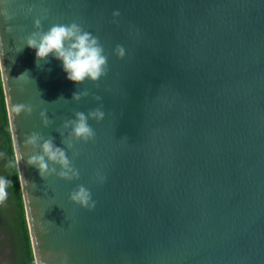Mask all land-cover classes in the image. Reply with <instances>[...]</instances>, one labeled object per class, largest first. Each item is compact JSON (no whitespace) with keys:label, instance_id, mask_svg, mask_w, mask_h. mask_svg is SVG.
Listing matches in <instances>:
<instances>
[{"label":"water","instance_id":"obj_1","mask_svg":"<svg viewBox=\"0 0 264 264\" xmlns=\"http://www.w3.org/2000/svg\"><path fill=\"white\" fill-rule=\"evenodd\" d=\"M42 16L98 37L107 76L78 85L51 54L37 62L26 37ZM0 41L35 264H264V0H0ZM101 104L95 142L71 141L64 122ZM33 132L79 177L44 180ZM80 185L94 209L70 200Z\"/></svg>","mask_w":264,"mask_h":264},{"label":"clouds","instance_id":"obj_2","mask_svg":"<svg viewBox=\"0 0 264 264\" xmlns=\"http://www.w3.org/2000/svg\"><path fill=\"white\" fill-rule=\"evenodd\" d=\"M32 11L33 9H28L29 13ZM4 15L8 19H11L7 11L4 12ZM113 15L118 17L120 13L116 11ZM42 19H46V17L42 16L35 19L34 25L36 31H33L26 37V45L36 51L37 62L46 61L51 54L55 59L62 61L63 70L67 73V78L78 85L86 80L96 83L101 78L107 76L109 71L108 55L105 54V49L98 37L86 31L77 22L70 24L54 23L45 31L42 27ZM7 31L11 32L12 28L9 27ZM115 54L121 59L124 58V47L117 45ZM24 75L25 73L20 77ZM89 95L90 93L87 90L76 91L72 95V100L79 102L83 97ZM94 99L97 102L102 100L100 96H95ZM14 111L30 116L32 115L33 108L28 104H19L14 106ZM40 116L45 127L53 123L48 118L46 112H41ZM104 118L105 112L101 104L100 107L90 110L87 114L79 111L76 112L74 119L64 122L63 129H70L68 137L71 141L95 142L96 133L90 126L89 120H95L99 123ZM61 135H64V133L62 132ZM24 144L32 145L35 149H39V152L27 159V163L30 166L36 167L44 180L53 175L66 180L79 177V171L73 167L66 150L58 147L54 143L53 138H45L39 133L33 132L27 136ZM67 147L72 148L73 144L69 142ZM57 167H59V171H57ZM103 180L104 177L101 176V182ZM6 186L7 181L0 178V202L6 199ZM70 200L89 210L95 208V202L92 200L90 190L83 185L78 186L77 189L70 193Z\"/></svg>","mask_w":264,"mask_h":264},{"label":"flooded vegetation","instance_id":"obj_3","mask_svg":"<svg viewBox=\"0 0 264 264\" xmlns=\"http://www.w3.org/2000/svg\"><path fill=\"white\" fill-rule=\"evenodd\" d=\"M5 117H7V122L11 133L5 91L0 68V178L7 181V196L6 199L0 202V264H29L30 253L27 256V254L23 250L24 226L20 217V198L17 197L16 184L14 183V180H12L8 169V160L9 155L11 156V154L6 148L8 143L6 142L7 132L4 126ZM12 147L14 148L13 140ZM19 189L23 203V210H25L20 180ZM30 246L31 252L33 254L31 240ZM32 257L34 260V255H32Z\"/></svg>","mask_w":264,"mask_h":264},{"label":"trees","instance_id":"obj_4","mask_svg":"<svg viewBox=\"0 0 264 264\" xmlns=\"http://www.w3.org/2000/svg\"><path fill=\"white\" fill-rule=\"evenodd\" d=\"M5 123V129H6V142L8 143L7 145V150L8 152L11 154V156L9 155V160H8V169H9V173L12 177V180H14V183L16 184V194L17 197L20 198V217L22 220V224L24 226V237H23V250L25 251V253L29 254V264H35L33 257H32V252H31V246H30V238H29V233H28V224H27V220H26V216H25V210H23V203H22V198H21V193H20V189H19V174H18V169H17V163H16V158H15V152H14V148L12 147V140H11V133L9 130V125H8V120L7 117H5L4 119ZM26 262V259H25Z\"/></svg>","mask_w":264,"mask_h":264}]
</instances>
